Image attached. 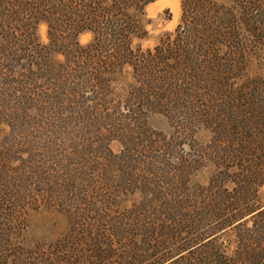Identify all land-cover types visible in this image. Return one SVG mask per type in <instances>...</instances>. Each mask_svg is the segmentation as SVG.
Masks as SVG:
<instances>
[{"label": "rangeland", "instance_id": "1", "mask_svg": "<svg viewBox=\"0 0 264 264\" xmlns=\"http://www.w3.org/2000/svg\"><path fill=\"white\" fill-rule=\"evenodd\" d=\"M33 2L3 4L7 34L30 44L32 54L18 46L0 52V146L7 154L0 159V264H56L50 260L82 241L90 248L77 250L85 252L77 255L81 264H190L173 261L188 257L176 256L186 244H230V228L204 241L215 210L225 202L233 208L242 196L264 209V1L259 37L219 38L211 82L182 94L167 112L136 99L135 70L155 47L177 39L181 0L145 7L147 35L130 44L136 64L105 72L107 89L92 74L115 52L90 59L93 37L83 33L70 63L42 54L53 32L34 22L40 8ZM46 16L54 25L60 18ZM54 34L72 43L66 31ZM12 200L14 214L6 207Z\"/></svg>", "mask_w": 264, "mask_h": 264}, {"label": "trees", "instance_id": "2", "mask_svg": "<svg viewBox=\"0 0 264 264\" xmlns=\"http://www.w3.org/2000/svg\"><path fill=\"white\" fill-rule=\"evenodd\" d=\"M5 1L7 0H0V52L6 53L18 46L20 49L23 47L21 51L25 54L31 45L23 46V41L21 43L17 36L6 32L5 17L10 10L9 8L5 9L3 5ZM24 1L28 2V0ZM31 1H34L31 7L38 6L40 8L39 17L33 18L34 22L49 25L53 32L50 35L48 46H40L42 54L44 53L46 56H48L47 53L62 54L70 63L68 54H70L71 48L81 50L77 43V36L83 33H90L93 37L88 46L90 59L98 61L101 54L106 56L115 52L107 59L102 58L100 63H97L100 67L92 74L100 86L107 89L108 87L105 86L102 79L105 72L109 73L115 68H122L128 63L131 66L136 64L137 56L131 51V40L146 37L145 7L156 0ZM263 1L181 0L182 17L181 24L176 30L177 39L155 47L153 53L147 54L148 58L139 60L143 63V67L137 70L134 68L140 85V88L135 90L136 99L142 104L149 103L155 109H164L165 112H167L168 106L173 105L174 102H183L185 99L182 98V94L186 95L191 89L196 90L199 85L210 80V72H213L210 65L214 61L216 62V53L219 50L216 42L219 41V38L223 37L226 40L236 38L240 41L245 38L243 34L249 35L246 36V39L251 36L259 37L260 29L263 30L260 20ZM22 5L26 6L24 3ZM50 11L53 16L54 14L60 16L53 20L55 25L46 20L48 19L46 15ZM188 12L192 15L190 23H187ZM199 22H201L200 29L198 28ZM181 30L183 31L180 33ZM59 31L71 34L72 43L60 41L54 34ZM32 41L34 40L32 39ZM33 44V50L37 51L38 44L35 42ZM30 54H32V49H30ZM40 56L43 55L40 54ZM104 60H106L105 63ZM205 67L207 69H204ZM142 70L143 76L140 74ZM175 79L180 85L172 83ZM162 88L168 89L167 93L158 90ZM149 93H154L155 97L148 101ZM6 157V152L0 146V159ZM4 167L5 164L0 161V168L6 169ZM223 196L228 198L226 195ZM242 197L241 200L235 197L237 200L233 203V208L225 202L222 208L212 209L215 210L213 218L206 221L214 225H210L212 228L205 234L204 241L230 228V244L217 245V242L211 239L192 249L197 244L188 243L184 246L185 248L177 250L176 255L179 256L181 253L189 251L190 253L186 255L188 257L180 256L177 258L178 261L177 259L173 261L183 263L182 260L191 259L190 264H264V209L258 211L261 208L249 206L247 200H243L245 197ZM243 203L247 206L242 205ZM15 206L12 200L11 204L6 207H10L9 212L14 214ZM209 207L206 209H211ZM206 213H212V211H206ZM249 215V219L244 220ZM83 244L82 241L79 248L89 247ZM78 249L75 252L73 250L66 252L65 256L61 253L59 260L50 261H55L56 264H81L83 261L81 255H85V252H79ZM93 252L96 253L93 250L88 251V253ZM79 253L82 254L77 256ZM184 264L187 262L185 261Z\"/></svg>", "mask_w": 264, "mask_h": 264}]
</instances>
